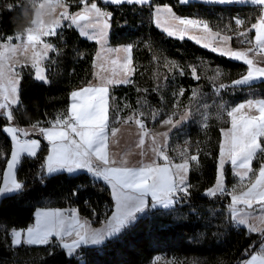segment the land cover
I'll use <instances>...</instances> for the list:
<instances>
[{"label":"trees","instance_id":"1","mask_svg":"<svg viewBox=\"0 0 264 264\" xmlns=\"http://www.w3.org/2000/svg\"><path fill=\"white\" fill-rule=\"evenodd\" d=\"M65 1L72 11L82 6L77 0ZM36 3L0 0V37L24 31L34 18ZM96 3L110 13V44L133 48L135 68L130 82L110 89L111 124H118L113 116L120 122L144 113L145 125L153 127L188 111L189 120L172 132L169 151L180 147L187 150V155L198 156V161H191L187 181L190 187L187 194H176L175 208L148 211L102 247H80L69 254L55 241L15 246L11 229L28 228L39 208L77 209L92 220L98 214L93 220L96 224L113 210L109 187L91 173H47L44 166L49 147L43 141L36 156H23L17 166L16 177L23 188L0 198V264H153L157 255L174 258L179 264H241L257 250L262 237L235 224L226 207L229 196H209L206 191L219 175L222 131L230 125L227 110L248 99H264V80L243 86L233 84L246 75L248 65L190 38L166 34L154 24L153 11L158 5H168L178 16L197 18L214 30L236 34L256 22L257 6L180 0ZM236 19L243 24L237 26ZM231 43L237 46L233 38ZM97 48L96 41L83 37L73 25L63 28L58 54L52 52L48 62V67L55 69L48 82L35 79L28 67L22 73L20 103L13 105L18 111L10 126L47 124L66 113L72 91L93 78ZM261 142L264 145V137ZM12 145L9 134L0 132V188ZM262 164L264 157L257 156L252 167L257 170ZM224 171L232 186L236 179L229 164ZM80 252L83 257H79Z\"/></svg>","mask_w":264,"mask_h":264},{"label":"snow or ice","instance_id":"2","mask_svg":"<svg viewBox=\"0 0 264 264\" xmlns=\"http://www.w3.org/2000/svg\"><path fill=\"white\" fill-rule=\"evenodd\" d=\"M85 5L84 11L76 14H69L63 11L59 17L49 24L40 19L34 20L35 27L27 29L26 38L16 36L15 39H23L21 44H13V37H0V132L11 135L13 149L11 160L8 161V168L12 169L18 162L21 153L28 156H35L36 150L40 148L39 140H21L20 135L28 136L30 133L19 126H10L15 120L14 113L18 111L13 105H19L18 89L20 84V71L30 66L35 71V78L38 81L47 83L48 80L43 74L41 61L47 58L49 51H55L50 41L45 37L58 36V29L61 28V19L71 20L72 24H79L80 21L92 19L91 13L95 14L96 21L92 24H85L83 28H95L101 23V17H110V13H102L96 3L91 0H77ZM113 4H147L149 0H110ZM219 3H229L232 0H217ZM250 3L257 6L259 16L256 22L251 25V30H255L252 39L242 41V43L252 44L253 47L247 51L223 52V55H230L237 60H243L249 66L248 72L241 79L233 81L235 85L248 84L258 78H264V67H256L253 60L248 58V53L255 52L256 55H264V0H250ZM66 8L64 0H45L39 4L40 9H49V14L55 12L56 8ZM168 13L172 9L165 6ZM161 10L157 9V16ZM173 19L180 25L187 28H203L211 31L206 23L194 19H182L173 14ZM157 19V23H159ZM237 26H241L243 21L235 20ZM103 27H107V21H103ZM83 36L89 35L87 31H81ZM103 33L101 32V35ZM170 35L174 32H170ZM239 36H246L247 32L238 33ZM219 36V33H217ZM91 38L96 39V36ZM224 41L232 39L231 36L221 38ZM207 47V45H205ZM111 51L119 52L120 49ZM131 52V48L123 49ZM213 51H216L214 48ZM29 52L31 55L29 56ZM24 56L25 62L21 63L17 56ZM113 64L117 61L113 60ZM131 58H127L121 65L123 78L114 80L107 79L100 85L85 86L71 93L70 108L50 122L49 127H41L39 122L31 124L32 133L39 132L50 144L51 150L46 158V171L48 173L66 170L73 172L76 169H86L97 178H102L112 187V195L116 199L117 214L114 215L110 223L109 231L100 232L93 230L89 232L85 224L74 212L68 215V226L66 227L65 213L59 209L42 211L37 214V221L34 227L26 229V238L22 241L21 231L12 230V244L19 246L25 244H50V238L59 237L62 242L58 246L68 249L70 252L79 248L81 243H98L104 239L105 235L119 231L129 221L136 218V213L146 207L145 197L151 194L152 199L157 204L168 207L173 203V197L177 193L187 194L190 185L186 183V174L190 167V161H198V156L192 155L183 163L172 164L170 157L164 150V145L159 141V137H166L167 132L150 134L142 117L144 113H139L135 119V124L139 128L138 140L135 148L139 149L141 157L135 164H130L126 158L127 153L119 158L110 152V142L114 145L118 143L117 135L121 131L115 124H110L108 107V87L113 83L130 82L127 77L133 71ZM195 75V69H193ZM99 78V77H98ZM198 78V77H196ZM223 87V85H221ZM181 95L183 93H180ZM247 110V111H246ZM255 110V112L253 111ZM258 113V114H255ZM153 118L155 113L152 114ZM228 117L231 118V127L223 131L224 140L220 145V168L219 176L214 188H210L206 195L215 196L217 192L226 191L222 177L224 175L223 166L225 161L238 171L235 175L241 181L248 178L250 186L239 194L229 193L231 196L230 211L235 223L247 226V232L260 234L259 241L264 246V164L258 170L251 167L255 157H264V145L261 137H264V100H247L239 103L227 110ZM185 117H182L183 119ZM131 117L124 120L125 124L131 121ZM112 120L119 123V117L113 116ZM164 125L176 127L180 120L175 122L167 119L162 122ZM145 137L148 138L145 147ZM147 157V160L145 159ZM155 157L161 158L165 163L157 164ZM252 174L255 179L249 177ZM23 188L21 183L13 181L10 186L0 188V194L18 191ZM241 205L245 207H240ZM245 208L251 211H245ZM254 213H259L254 215ZM75 235L71 243L63 242L64 237ZM245 249V252H249ZM159 259V258H158ZM264 264V257L252 255L250 260H242L241 264Z\"/></svg>","mask_w":264,"mask_h":264},{"label":"crops","instance_id":"3","mask_svg":"<svg viewBox=\"0 0 264 264\" xmlns=\"http://www.w3.org/2000/svg\"><path fill=\"white\" fill-rule=\"evenodd\" d=\"M102 1L105 2V3H111L110 0H102ZM150 1L151 0H149V2ZM180 1L182 3H189V2H194V1L203 2V3H219V2H217V0H180ZM42 2H45V0H37L35 12H34V18H33L32 22H31V24L24 31L18 32L16 34L10 36V37H13V40H12V43L13 44H17L18 45V44L23 43V39L17 40V39H15V37L16 36H21L23 38H26L27 29H29L31 27H35V24H33V21L34 20L39 21L40 19H42L45 22V24H49L53 20H55V19H57L59 17V14L62 12L61 10H64L65 9V8H59V7H57L56 10H55V12H52L51 14H49V9L46 8V9H43L42 10V9L39 8V4L42 3ZM86 2H87V0H86ZM91 2L92 3H96V0H91ZM219 4H251V5H254V4L250 3V0H232V2H229V3H219ZM165 6L171 8L168 5H158V6L155 7V9L153 11V21H154V24L160 30L164 31L168 35H170L169 34L170 32H174V34H172L170 36L177 37V38H184V37L190 38V39L194 40L195 42H197V43H199V44H201L203 46L207 45L208 48H211V49H214L215 48L217 52L222 53V52H220V51L217 50L218 46L216 44H214L215 43L214 42V39H210V38H207V39H204L203 38L204 40H202V39H196V38H194L190 34H185V32H184L185 30L181 29L178 26V24H179L178 21L175 20V19H173V14H175V16L176 17H179V18H183V17L178 16L173 10H172V13H168L165 10ZM97 7L101 10L102 13H106L102 8H100V6H98V4H97ZM66 8H67V6H66ZM84 8H85V5L82 4L81 8L78 9L76 13L83 12L84 11ZM157 9H160L161 10L159 12V15L158 16H157ZM91 15H92V19L91 20H88V21H80L79 24H73V27H75L78 30L79 33H81V31H87L89 35H87V36H83L82 35V36L85 37V38H87V39H89V40L96 41L97 44H98V48H97L96 54L94 56V75H93L92 80L87 85L78 87V88L74 89L73 91L79 90V89H81V88H83L85 86H88L89 84H91V85H97L98 86V85L104 83L109 78H112L114 80L122 79L123 78V71H122L121 65L129 57L131 58V61H132L131 67L133 69V71L131 72V74L127 77V79L129 81H130V79H131V77L133 75L134 68H135V66H134V60H133V48L131 46H125V45H117V46H114V45H111L110 44V42H109L110 24H109L108 17H101L100 18L101 23L99 25H97V27H95V28H91V27H89L87 29L83 28V25H85V24L95 23V21H96L95 14L94 13H91ZM190 18L193 19L192 17H190ZM60 19H61V23H62V18H60ZM157 19H159V21H160L159 23H157ZM104 20L107 21V27L106 28L103 27V21ZM208 27L211 30L209 32L215 33V30L214 29H212L209 25H208ZM101 32L103 33L102 35H101ZM253 32H254V36H255V30H253ZM92 36H96V39L91 38ZM43 39H45L46 41H50V42L52 40L51 37H45ZM226 42L228 43L229 41H226ZM125 48H131V52H125V51H123V49H125ZM113 49H120V51L119 52L111 51ZM253 54H254L253 56H256L255 53H253ZM28 55L30 56L31 55V52H29ZM51 56H52V51H49L47 58L44 59L43 61H41V68H43V70H44L43 71V74L46 76L47 80H48V73H47L48 71H47V68H48V62L50 61ZM17 59H19L21 63H24L26 58L24 56L18 55L17 56ZM113 60L117 61V63L116 64H113L112 63ZM261 60H264V55H262ZM262 63H264V61H262ZM27 67L30 68L33 71L34 77H35V71H36V69H34V68H32L30 66V62H29V65ZM257 67H264V65L263 66L260 65V66H257ZM19 69H20V67H19V65H17V70L19 71ZM248 69H249V67H248ZM261 80H264V78L255 79L253 81H250L248 84H251V83H254V82H257V81H261ZM20 81H21V75H20ZM127 83L128 82L123 83V84H127ZM119 84L120 83H113V84L107 85V87H108V107H109V110H110V89H111L112 86L119 85ZM248 84H243V85H248ZM18 98H19V103H20V84H19V89H18ZM248 100H256V101H259V100H264V99L259 98V99H248ZM246 101L247 100L242 101L240 103H243V102H246ZM71 103H73L72 99H71L70 105H71ZM69 108H70V106H69ZM253 111L255 112V110H253ZM255 114H258V113H255ZM125 119H127V117L126 118H123L117 125H115L116 127H119L121 129V131L118 133L117 138H116L118 140V143H116V144L113 145L110 142V152L111 153H114L117 156V158H119L122 154L127 153L126 158L130 162V164H135L138 160L141 159V157L138 154L140 150L137 149V148H135V146H134L135 145V142L138 140L137 133L139 132V128L135 124V120L134 119H131V121L128 124H125L124 123V120ZM167 119H171V118H167ZM167 119H165V120H167ZM178 119H176V120H178ZM176 120H173V121L175 122ZM163 121L164 120H162L161 122H159L157 125H155L153 127H148L147 126V128H148L150 134L163 133V132H167L168 133V135L166 137H159L158 138L159 141L164 145V150L166 151V150H170V139H171L172 132L176 128H178L179 126H181V124L180 125L178 124L176 127H172V126L164 125L162 123ZM109 123L111 124L110 121H109ZM39 124H40L41 127H49L50 126V125H47V124H41V123H39ZM12 126H14V125H12ZM230 127H231V118H230V125H229V127L223 129V131L229 129ZM23 128L26 129L27 131H29L30 134L28 136L34 137V140H39L41 146H42L43 141H46L48 143V147H49L48 154H47V156H48L49 153H50V150H51V144L44 137L40 136L38 131L36 133H32L31 125L26 126V127H23ZM223 131H222V141H221V143L224 140ZM9 136L11 137L10 134H9ZM21 136H23V135H20V137ZM145 141H146L145 147H147V144H148V138L147 137H145ZM41 146H40V148H41ZM40 148L36 150V153L39 152ZM12 149H13V145H12ZM185 153L186 152H184V155L182 154L180 157L178 156V158H175V157H173L171 155L170 162L172 164H180V163H183L188 157H190L189 155H187ZM23 156H28V155L26 153H21L18 162L16 163V165L12 169H9L8 168V162H7V165H6L4 174H3V186L2 187L10 186L13 181L18 182L17 177H16V169H17V166H18V164H19V162H20V160H21V158ZM47 156H46V158H47ZM30 157H34V156H30ZM145 159L147 160V157H145ZM155 159H156V163L157 164L163 165L165 163V161H163L159 157H155ZM10 160H11V155H10V158H9L8 161H10ZM189 163L191 165V161ZM227 164L230 165L231 170H232V173H233V176L236 179L235 183L232 185L231 193H233V194H239V192L245 191L246 188L248 186H250L249 179L246 178L243 181H241L239 179V177L235 175V172L238 171V169H235L230 164V162L225 161L224 166H223V170L225 169V167H226ZM251 167H252V165H251ZM219 168H220V155H219V159H218V170H219ZM45 169H46V167H45ZM258 170L259 169L256 170L257 171V174H258ZM189 171H190V167H189V170H188V172L186 174V177H187L186 178V183L188 181ZM79 172H87V173H89L86 169H76L73 172H68V173L76 174V173H79ZM218 174H219V171H218ZM249 177L251 179H255V177H253L251 173H249ZM95 178L98 179V180H101L103 183H105L109 187L110 193H111L110 195H111V198L113 200V210H112V212L106 218H104L100 223L96 224L92 219L84 217L82 214H80L78 212L77 209H67V208H63V209L62 208H39L35 212L34 222L29 227H34L36 225L37 214L39 212L59 209V210H61V211H63L65 213V220H66V225L65 226L66 227L68 226V223H69V221H68V215L70 213L74 212L75 215L80 219V222L83 223V224H85L86 229L89 232H91L93 230L100 231L102 233L103 232H106V231H109L110 222H112L110 218H112V216H114L115 214H117L116 199L112 195V187H111V185L108 184L106 181H104L102 178H97V177H95ZM223 182L224 181L222 180V183ZM215 185H216V183L214 184V186L212 188H214ZM207 191H206V193H207ZM13 192H16V191H13ZM13 192L2 193V194H0V198L3 195H5V194H10V193H13ZM228 196H229V199H230L229 204H231V196L230 195H228ZM145 202H146V207L144 208V210L141 211V212H139V213H136V218L134 220L129 221L119 231L113 232V233L108 234V235H105L104 236V239L101 240L98 243H91V242L81 243L80 247H102L109 239H112V238H115V237L120 236L125 230H127L130 227L131 224H133L140 216L145 215L148 211H150L152 209H156V208H162V209H173V208H175L176 205H177V198H176V195H175L173 197V203L171 205H169L168 207H164L162 204H157L152 199L151 194H149V195H147L145 197ZM240 207H245V206L241 205ZM245 211H251V210L245 208ZM258 214L259 213H254V215H258ZM235 224L238 227H244V228L247 229V226L246 225H240V224H237V223H235ZM26 229H21L20 230L21 231V239H22V241L26 238ZM75 238H76L75 235H73V236H67V237H64V241L63 242L71 243L72 240L75 239ZM50 241H55L57 244H61L62 243L60 241L59 237H52V238H50ZM32 245H43V244H32ZM79 248H76L72 252H70L68 249H65V248H62V249H64L69 254H73ZM246 260H249V259H246Z\"/></svg>","mask_w":264,"mask_h":264},{"label":"rangeland","instance_id":"4","mask_svg":"<svg viewBox=\"0 0 264 264\" xmlns=\"http://www.w3.org/2000/svg\"><path fill=\"white\" fill-rule=\"evenodd\" d=\"M61 11H64V10H61ZM183 17V16H182ZM186 17H183L182 19H185ZM194 20H197V18H193ZM73 25V24H72ZM178 26L185 30V34H190L192 35L194 38L196 39H207V38H210V39H214V44H216L218 46L217 50L220 51V52H232V51H247L248 48L250 47H253L252 44H247V43H242V41H245L247 39H252L254 38V32L253 30L251 31H248L249 29H251V26L250 27H247L245 29H240V31L238 33H241V32H247V35L246 36H239L238 33L236 34H232V33H223L221 31H218V30H215V33L213 32H209V31H205L203 28H187V29H184V26L183 25H180L178 24ZM217 33H219V36H217ZM207 36V37H206ZM224 36H231L233 39L236 40V44L237 46L234 47L231 43V40H229V42L227 43L226 41H223L221 38L224 37ZM204 38V39H203ZM212 45V44H211ZM210 45V46H211ZM253 52L252 53H248V58L252 59L255 66H260V65H264V63H262V61L264 60H261L262 58V55H256V56H253ZM229 57H231L230 55H227ZM257 57V58H256ZM232 58V57H231ZM240 61H243V60H240ZM244 62V61H243ZM262 63V64H261ZM256 66V67H257ZM249 67V66H248ZM130 117L132 119L135 120V118L137 116H133V115H130ZM182 117H185L183 119H181ZM129 118V117H128ZM127 118V119H128ZM190 118V114L189 112H185L184 114H182L178 120H180V124H184L186 123ZM180 127V126H179ZM178 127V128H179ZM172 151V150H171ZM174 152L171 153V155L175 158H178V156L180 157L182 154L184 155V152H186L187 150L186 149H180V147H178V149H175L173 150ZM186 154V153H185ZM113 217L110 218L111 221H113ZM111 223V222H110ZM32 225V224H31ZM30 225V226H31ZM17 230H21V229H17ZM252 255H256L258 258L259 257H264V250H261V251H255V253H253ZM250 255L247 259H251V256ZM159 258V259H158ZM153 264H179L177 260H175L174 258H170V257H166V256H163V255H157L153 262ZM257 264H260L259 262V259L257 261Z\"/></svg>","mask_w":264,"mask_h":264},{"label":"built area","instance_id":"5","mask_svg":"<svg viewBox=\"0 0 264 264\" xmlns=\"http://www.w3.org/2000/svg\"><path fill=\"white\" fill-rule=\"evenodd\" d=\"M64 3H65L66 6H67V8H65L64 11H67L69 14H76L77 11H72L71 8H70V4H69L67 1L64 0ZM62 12H63V11H62ZM185 19H191V18H190V17H186ZM197 20L202 21V20H200V19H197ZM202 22L205 23L204 21H202ZM70 26H72V22H71V20H64V19H62L61 28L58 29L59 35H58V36H52V37H51V38H53V39L51 40V43H52V45H53L54 48H55V51H52V52H53L55 55H57V54H58V51H59V44H60V40H61L62 29H63V28H66V27H70ZM56 38H57V39H56ZM55 39H56V40H55ZM253 53H255V52H253ZM19 71H20V75H22V73H24V71H25V72L27 71V68H26V67H24V68H22V69L20 68ZM47 71H48V72H47V73H48V77H51V75H53L55 69H52V70H51L50 67H48V68H47ZM59 115H61V114H58L57 116H59ZM57 116H56V117H57ZM54 120H55V119H54ZM54 120H49L48 123H47V125H50V122H53ZM146 127H147V126H146ZM20 139H21L22 141H23V140H34V137H30V136H28V137H27V136H21ZM165 152L167 153V155H168L169 157H171V153H170L169 150H166ZM222 180L224 181V182H223V185H224L226 191L223 192V193H220V192H217V193H218L220 196H228L229 193H231L232 186H231L230 184L227 183V174H226L225 171H224V175H223V177H222ZM226 207L230 210V204H226ZM97 215H98V214H96L95 217H93V220L96 219ZM13 229L17 230V228H12L11 231H10V235H11ZM261 250H264V246H261L260 243H259V245H258L256 251H261ZM83 256H84V253L80 252V253H79V257H83Z\"/></svg>","mask_w":264,"mask_h":264},{"label":"water","instance_id":"6","mask_svg":"<svg viewBox=\"0 0 264 264\" xmlns=\"http://www.w3.org/2000/svg\"><path fill=\"white\" fill-rule=\"evenodd\" d=\"M110 17H108V19H109Z\"/></svg>","mask_w":264,"mask_h":264}]
</instances>
